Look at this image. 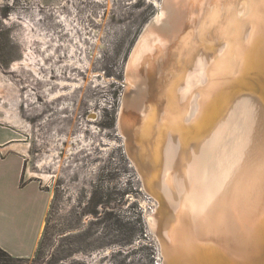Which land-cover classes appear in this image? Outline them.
<instances>
[{"label":"bare ground","instance_id":"1","mask_svg":"<svg viewBox=\"0 0 264 264\" xmlns=\"http://www.w3.org/2000/svg\"><path fill=\"white\" fill-rule=\"evenodd\" d=\"M214 3L163 0L126 65L118 125L164 264H264V23Z\"/></svg>","mask_w":264,"mask_h":264},{"label":"rangeland","instance_id":"2","mask_svg":"<svg viewBox=\"0 0 264 264\" xmlns=\"http://www.w3.org/2000/svg\"><path fill=\"white\" fill-rule=\"evenodd\" d=\"M159 4L0 0V85L15 91L0 92V124L50 197L33 256L0 264H161L149 230L158 205L117 127L127 62Z\"/></svg>","mask_w":264,"mask_h":264},{"label":"crops","instance_id":"3","mask_svg":"<svg viewBox=\"0 0 264 264\" xmlns=\"http://www.w3.org/2000/svg\"><path fill=\"white\" fill-rule=\"evenodd\" d=\"M16 140L17 132L0 124V249L27 259L36 250L50 197L26 176V157L17 152Z\"/></svg>","mask_w":264,"mask_h":264},{"label":"snow or ice","instance_id":"4","mask_svg":"<svg viewBox=\"0 0 264 264\" xmlns=\"http://www.w3.org/2000/svg\"><path fill=\"white\" fill-rule=\"evenodd\" d=\"M238 3H242L246 8H252L253 5L259 4L260 8L257 11L262 23H264V0H215L213 7L216 9V16L221 14V8L231 9L234 8Z\"/></svg>","mask_w":264,"mask_h":264},{"label":"water","instance_id":"5","mask_svg":"<svg viewBox=\"0 0 264 264\" xmlns=\"http://www.w3.org/2000/svg\"><path fill=\"white\" fill-rule=\"evenodd\" d=\"M162 2H163V0H160L159 9H161ZM152 20H153V19H152ZM152 20H151V21L145 26L146 29H147V27L150 26ZM145 28H144V30H145ZM144 30H143V31H144ZM251 91L253 92L254 90H251ZM198 93H199V89H198V90H197V89H196V90L193 89L192 95L195 96V95H197ZM253 93H254V92H253ZM256 93H257V92H256ZM249 102H250V101H247V103H249ZM251 105H252V107L256 106L255 103L252 102V101H251ZM241 106L243 107L244 104L240 105V107H241ZM245 107H246V106H245ZM118 122H119V115H118V117H117V127H118V131H119V133L122 135L123 131H122L121 127L118 125ZM122 137H123V136H122ZM123 142H124V141H123ZM190 143H191V142H190ZM188 146H189V145H188ZM189 147H191V144H190ZM124 148H125V150H126L125 145H124ZM126 152H127V150H126ZM127 155H128V157H129V159L131 160V162L133 163L135 169H136V166H135V164H134V163H136V162H133V160H132V155H131L130 153H128V152H127ZM136 165H137V164H136ZM158 168H160V174L162 175V178L165 179V175H166L167 172H166V171H165V172L162 171L160 163L158 164ZM136 171L138 172V174H139V173L141 174V172L138 171L137 169H136ZM141 175H142V174H141ZM142 185H143V184H142ZM143 188H144V190L148 193L149 196H151V197L154 198V195H152L150 192H148L144 186H143ZM155 200H156L157 202H159V199L155 198ZM161 203H162V202H161ZM159 204H160V203H159ZM162 204H163V203H162ZM160 207H161V204H160ZM149 230H150V229H149ZM150 232H151L152 234H154L151 230H150ZM154 236L157 238L158 235H156V233H155ZM164 249H165V246H164ZM158 253L160 254V250H158ZM162 258H163V257H162ZM161 264H164L163 261H161Z\"/></svg>","mask_w":264,"mask_h":264},{"label":"trees","instance_id":"6","mask_svg":"<svg viewBox=\"0 0 264 264\" xmlns=\"http://www.w3.org/2000/svg\"><path fill=\"white\" fill-rule=\"evenodd\" d=\"M0 258H6L8 260H13L15 258H12L9 256L6 252H4L2 249H0ZM15 260H21V259H15Z\"/></svg>","mask_w":264,"mask_h":264}]
</instances>
